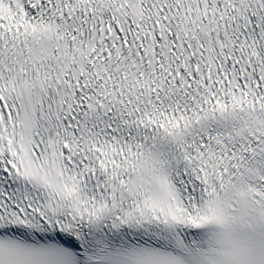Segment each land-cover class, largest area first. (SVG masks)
<instances>
[{
    "label": "snow or ice",
    "instance_id": "snow-or-ice-1",
    "mask_svg": "<svg viewBox=\"0 0 264 264\" xmlns=\"http://www.w3.org/2000/svg\"><path fill=\"white\" fill-rule=\"evenodd\" d=\"M0 264H264V0H0Z\"/></svg>",
    "mask_w": 264,
    "mask_h": 264
}]
</instances>
